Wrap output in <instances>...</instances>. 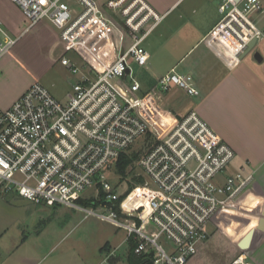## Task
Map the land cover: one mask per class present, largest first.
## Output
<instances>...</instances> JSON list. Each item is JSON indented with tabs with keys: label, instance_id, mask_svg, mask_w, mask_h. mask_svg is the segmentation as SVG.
<instances>
[{
	"label": "built area",
	"instance_id": "2783aa9c",
	"mask_svg": "<svg viewBox=\"0 0 264 264\" xmlns=\"http://www.w3.org/2000/svg\"><path fill=\"white\" fill-rule=\"evenodd\" d=\"M10 1L29 26L52 24L65 50L92 53L90 40L108 38L114 26L99 0ZM105 6L120 12L132 31L143 33L106 63L77 65L62 57V65L78 75L65 101L35 81L11 106H0V195L64 206L124 229L126 241L134 243L130 264H188L209 236L210 219L228 208L253 173L247 162L228 171L233 148L194 108L172 114L161 107V95L172 87L199 95L191 74L171 70L142 88L133 65H146L141 40L160 15L144 0H105ZM218 12L206 42L235 64L252 40L254 50L264 39V0H220ZM15 41L0 20V57ZM146 137L151 146L128 168L143 182L121 198L133 179L127 177L123 187L116 161ZM139 188L142 192L131 197ZM116 255L115 248L109 250L98 264H113ZM228 264L252 262L239 253Z\"/></svg>",
	"mask_w": 264,
	"mask_h": 264
},
{
	"label": "crops",
	"instance_id": "0c3cea01",
	"mask_svg": "<svg viewBox=\"0 0 264 264\" xmlns=\"http://www.w3.org/2000/svg\"><path fill=\"white\" fill-rule=\"evenodd\" d=\"M144 1L160 15V19L141 40L148 54L146 65L141 67L146 73V79L139 80L142 88L146 90L159 76L171 70L191 74L199 95L191 97L181 89L172 87L161 95V107L175 114H183L194 108L233 148L235 157L228 171L232 172L247 162V170L253 173L252 181L229 203L228 208L210 219L206 226L209 236L188 263L228 264L236 254L246 253L252 264H264V39L257 42L254 50L242 55L239 62L231 64L217 56L206 42V36L220 18V0ZM99 2L114 26L109 28L108 38L97 36L90 40L88 46L92 53L84 49L65 50L57 31L46 52L40 53L37 59L26 52L13 51L14 45L0 57L1 107L11 106L35 81L43 84L54 97L65 101L71 83L77 80L78 75L62 65V57L77 65L106 63L133 43L135 36L143 33L132 31L120 12L105 6V0ZM38 23L45 21L33 25ZM31 26H25L15 39ZM54 64H61L71 73L63 79L64 85L56 78H43ZM11 195L12 198L19 197ZM217 230L230 240L231 248L223 260L207 262L204 258L211 249L208 241ZM1 232L4 233L5 229ZM125 237L122 243L119 242L125 244V249L121 255H116L113 264L131 263L128 259L131 244ZM119 244L112 247L106 243L105 246L109 250H118ZM25 245H29L30 249H23ZM30 245L25 238L0 236V264H38L41 260L31 262L28 252H35L37 248ZM17 249L24 250L23 257L17 256L15 259Z\"/></svg>",
	"mask_w": 264,
	"mask_h": 264
},
{
	"label": "rangeland",
	"instance_id": "374dc122",
	"mask_svg": "<svg viewBox=\"0 0 264 264\" xmlns=\"http://www.w3.org/2000/svg\"><path fill=\"white\" fill-rule=\"evenodd\" d=\"M0 20L3 30L12 38H15L28 25L19 7L10 0H0ZM57 31L48 21L32 25L16 38L12 50L26 52L30 57L37 59L41 56L40 53L46 52L47 46L53 40V34ZM133 68L139 80L146 79L143 68L135 64ZM70 74L61 64H54L43 78H56L64 85L63 79ZM170 113L175 114L172 110ZM150 143L149 137L144 140L138 139L129 150L138 152L137 154L141 156L148 145L151 146ZM134 171L137 172V170ZM133 174L129 172L128 176H121V178L118 177L120 175L116 176L120 181L125 178L122 185L126 187L128 184L126 178L132 179ZM86 193L91 194L92 190ZM140 193L141 190L138 189L131 197ZM11 196L13 195H0V236L27 239L31 247L37 248L35 252H28L32 263L41 260L38 264H98L109 251L105 244L110 243L114 247L119 242L122 243V239L126 236L124 229L95 216H85L81 211L64 206L58 208L38 206L24 198ZM4 229L5 232L2 233ZM208 242L211 244V249L204 258L207 262L223 260L230 251V240L226 239L219 230L210 236ZM121 243L116 250L118 255H121L125 249V244ZM24 248L30 249L29 245H25ZM23 251L17 249L15 259L17 256L23 257Z\"/></svg>",
	"mask_w": 264,
	"mask_h": 264
},
{
	"label": "trees",
	"instance_id": "16d2710c",
	"mask_svg": "<svg viewBox=\"0 0 264 264\" xmlns=\"http://www.w3.org/2000/svg\"><path fill=\"white\" fill-rule=\"evenodd\" d=\"M138 152H133V151H126L120 154V156L118 157L117 161H116V165H115V170L116 172L122 176V177H126L128 176L129 172H132L133 174V170L132 169H128L129 166H131L133 164V162L135 160L138 159L139 155L137 154ZM133 182L129 184L127 190L125 191V193L123 195H121V198H123L133 187L134 185L140 184L143 182V177H133ZM103 194L101 193V196ZM84 205H88L90 202L89 200H83ZM133 246L134 243L131 242V245L129 246V253H128V259L129 261L132 263L134 262V258H135V254L133 252Z\"/></svg>",
	"mask_w": 264,
	"mask_h": 264
},
{
	"label": "water",
	"instance_id": "95a60500",
	"mask_svg": "<svg viewBox=\"0 0 264 264\" xmlns=\"http://www.w3.org/2000/svg\"><path fill=\"white\" fill-rule=\"evenodd\" d=\"M254 42H255V40H252V41L250 42V44L248 45V51L252 49V47H253V45H254ZM256 56H257V55H256Z\"/></svg>",
	"mask_w": 264,
	"mask_h": 264
},
{
	"label": "bare ground",
	"instance_id": "6f19581e",
	"mask_svg": "<svg viewBox=\"0 0 264 264\" xmlns=\"http://www.w3.org/2000/svg\"><path fill=\"white\" fill-rule=\"evenodd\" d=\"M139 189H140V188H139ZM137 190H138V189H137ZM137 190L133 191L132 194H133L134 192H136ZM140 190H141V189H140ZM141 192H142V190H141ZM132 194H131V195H132Z\"/></svg>",
	"mask_w": 264,
	"mask_h": 264
}]
</instances>
